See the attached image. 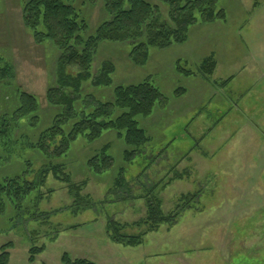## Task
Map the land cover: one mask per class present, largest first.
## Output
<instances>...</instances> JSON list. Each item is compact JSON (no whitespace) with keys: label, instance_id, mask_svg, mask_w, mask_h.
I'll return each mask as SVG.
<instances>
[{"label":"rangeland","instance_id":"rangeland-1","mask_svg":"<svg viewBox=\"0 0 264 264\" xmlns=\"http://www.w3.org/2000/svg\"><path fill=\"white\" fill-rule=\"evenodd\" d=\"M23 1L0 0V67H13L14 88L36 95L41 111L37 126L17 130L14 141L48 126L54 115L44 95L57 49L34 43L22 24ZM147 1L160 5L166 16L159 0ZM79 7L88 24L85 34L108 18L103 0H79ZM217 7L225 11V20L197 21L185 43L150 48L142 66L130 60V43L99 44L94 66L111 62L113 85L147 78L166 102L149 116L137 117L150 140L129 162L122 157L125 143L113 131L91 143L78 137L71 144L59 161L72 182H84L82 200L49 174L36 218L28 212L16 216L7 208L0 216V249L12 243L8 264H62L64 253L94 264H264V0H217ZM207 57L216 66L203 75L200 65ZM177 59L194 75L178 73ZM11 86L1 90L0 85L2 115L17 94ZM178 87L185 92L175 97ZM111 88L85 92L104 101L112 97ZM106 144L113 166L94 174L87 160ZM11 152L6 157L0 150V178L21 172L29 161L30 179L46 161L32 149ZM119 167L125 168L126 190L108 194ZM185 195L190 200L182 206ZM151 197L163 213L177 212L174 224L147 232L137 246L112 242L108 219L125 225V234L147 230L143 221ZM34 246L45 249L31 262Z\"/></svg>","mask_w":264,"mask_h":264},{"label":"trees","instance_id":"trees-1","mask_svg":"<svg viewBox=\"0 0 264 264\" xmlns=\"http://www.w3.org/2000/svg\"><path fill=\"white\" fill-rule=\"evenodd\" d=\"M167 7L164 16L160 5L147 0H103V10L108 18L100 22L93 34H85L88 24L79 7V0H24L21 5L23 27L36 44L47 42L57 49L54 60L51 84L45 91V101L54 110L48 126L22 134L20 141H14L17 130L37 126L40 119V104L36 95L14 88V70L6 63L0 67L1 90L8 86L17 90L10 111L0 114V150L11 157L12 150L29 149L37 151L46 161L28 178L32 169L27 162L21 172L0 178V216L10 207L16 216L28 212L32 218L39 201L43 197L42 187L51 174L55 179L67 183L68 192L77 201L82 200L80 191L84 182L76 184L65 171L59 159L66 157L71 144L83 137L91 143L107 131L115 132L117 139L126 145L122 152L125 162L131 161L150 140L140 126L137 117L149 116L156 106H163L166 97L147 78L130 84L113 85L114 65L105 61L94 66L98 46L104 41L128 42L131 44L130 60L137 66L144 65L149 58L150 48L163 49L172 44H182L188 40L189 27L197 21L213 23L225 20L226 13L217 7V0H159ZM216 63L213 57L205 58L200 71L203 75L212 74ZM175 70L185 76L194 75L192 70L183 68L180 59L175 61ZM11 84V85H10ZM113 87L111 88V86ZM88 87L111 88L112 97L98 100L86 93ZM178 87L175 97L184 94ZM16 145V146H15ZM109 144L87 160V167L94 174H101L113 166V157L108 153ZM8 159V158H6ZM2 165L4 161H1ZM0 163V164H1ZM125 168L119 167L108 194L126 190ZM82 185V186H81ZM125 199V198H124ZM146 216L143 223L148 228L137 234L122 233L125 225L108 219L106 230L109 239L124 246H137L143 236L161 224H174L176 213L165 214L156 198L146 199ZM188 204L190 195L182 197ZM136 224V223H135ZM141 224V223H140ZM0 249V264H8V247ZM44 246L29 249V261L43 252ZM62 264H94L83 258H70L67 253L61 256Z\"/></svg>","mask_w":264,"mask_h":264}]
</instances>
